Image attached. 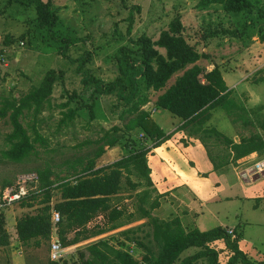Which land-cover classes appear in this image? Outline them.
Returning <instances> with one entry per match:
<instances>
[{"label":"trees","instance_id":"16d2710c","mask_svg":"<svg viewBox=\"0 0 264 264\" xmlns=\"http://www.w3.org/2000/svg\"><path fill=\"white\" fill-rule=\"evenodd\" d=\"M28 1L36 8L38 26L54 32L61 18L52 0ZM216 3L223 5L229 13L243 14L250 19L245 22L244 28L256 26L257 21L251 17L257 15L261 19L258 39L264 44L263 9L257 10L251 0H201L199 6L204 9ZM132 25L131 18L129 35ZM184 31L185 27L178 17L160 33L158 40L142 35L121 45L112 56L116 68L114 81L106 83L88 71L82 72L81 66L78 68L79 74L84 73L82 86L93 87V91L88 101L81 100L75 109L70 105L77 94L75 91L70 94L69 100L61 105L67 111L63 112L59 126H68L80 111L88 113L89 123L93 122L96 120L97 100L104 96L115 97L110 112L124 124L115 125L102 137L81 144L96 145L98 148L86 163L82 159L76 161L81 169L71 165L75 170L71 179L63 178L55 186L51 168L38 170L40 191L23 199L20 207H41L36 214L17 220L16 233L21 243L28 244L36 239L35 245L39 246L42 241H51L53 231H56L62 247L67 248L144 221L121 230L115 236L84 246L77 251L78 259L72 264H264L253 261L240 248V235L235 234V230L230 233V229L218 226L208 231L198 228L187 231L179 218L162 220L153 215V211L160 206L161 196L154 195L148 156L153 149L170 140L174 133L167 134L152 119V114L144 109L151 101L152 92L162 91L155 103L156 109L168 111L181 119V125L175 132L183 131L188 137L199 140L214 171L230 165L237 167L242 164L239 161L253 153L264 156V134L240 135V142L237 143L208 125L213 112L219 108L232 124L253 125L255 110L247 108L235 90L228 87L219 66L215 65L208 71L198 64L209 56L190 44ZM244 33L240 32V36ZM53 40L63 43L57 34H53ZM64 43L63 55L66 56L70 41L64 39ZM57 75L64 78L63 72L50 70L39 86L19 100L5 102L0 108V124L9 118L13 127L12 133L7 136L10 148L4 154L12 162L23 163L28 159L36 151L34 143L46 144L37 129L33 130L35 139L31 140L22 118L31 112L38 117L45 105L50 103ZM175 75L178 76L174 83L168 86ZM257 81H264V78ZM259 128L264 131L263 120ZM183 142L186 143V139ZM117 146L127 150L126 154L107 166L97 168L96 161L105 154L106 148ZM12 184L13 181L7 180L2 185ZM56 190L60 192V201L52 205ZM131 192L135 193L134 197ZM134 198V208L130 210L125 203ZM53 212H58L61 217L56 226L52 223ZM100 217L102 222L91 227L90 224ZM6 227V218L1 213L0 246L10 244ZM72 233L74 236L70 238ZM117 236L122 239L121 242L116 239ZM114 240L118 241L117 245ZM131 244L146 251L140 260L125 248ZM190 248H194L195 252L184 256L183 253ZM224 254H227L226 258L222 257Z\"/></svg>","mask_w":264,"mask_h":264},{"label":"rangeland","instance_id":"374dc122","mask_svg":"<svg viewBox=\"0 0 264 264\" xmlns=\"http://www.w3.org/2000/svg\"><path fill=\"white\" fill-rule=\"evenodd\" d=\"M200 1L52 0L61 22L54 32H49L48 29L38 26L36 8L28 0H0V108L4 106L5 102L19 100L34 87L39 86L50 70L64 73L63 79L59 78V74L57 75L54 94L50 103L45 105L39 116L34 117L31 112L26 113L22 118L23 126L31 140L35 139L33 130L37 129L46 141V144L34 143L36 151L23 163H14L5 157V152L10 148L7 136L12 133L13 127L9 118L1 122L0 185L7 180L14 183L20 175L37 174L38 170L48 167L54 172L52 179L55 180V186L59 185L63 178L71 179L75 172L71 165H75L78 170L81 169L82 166L78 165L76 161L82 159L83 163H86L89 158L94 156L98 148L96 145L81 144L102 137L115 125L124 124L110 112L115 97L104 96L97 100L96 120L89 123V114L80 111L68 126H59L63 112L67 111V108H62L61 105L69 100L70 94L73 95V91L77 94L74 102L70 105V108L75 109L81 100L88 101V97L93 91V87L82 86L81 80L84 73L79 74L78 68L81 66L82 72L88 71L106 83L114 81L116 68L112 56L118 48L142 35L158 40L160 33L167 30L171 21L178 17L185 27L184 36L187 41L194 45L200 53H206L209 56L207 59H201L198 64L208 71L212 70L215 65L219 66L224 70L226 82L235 91L241 89L245 81L252 83L258 74L256 72L264 67L261 65L262 62L258 61L260 58L264 60L262 51L254 45L259 41L258 31L261 27V19L257 15H253L251 18L257 21V25L251 26L252 28H244L245 22H249L250 19L243 17V14L229 13L219 3L202 9L199 6ZM251 1L257 10H264V0ZM257 10L255 13L258 14ZM131 18L133 25L129 35ZM240 32L245 33L240 36ZM53 34H57L63 43L55 42ZM64 39L70 41L66 56L63 55ZM160 51L164 53L163 50ZM262 73L264 74V70ZM244 75L245 78H243ZM177 76L172 77L168 86L174 83ZM234 85L235 87H233ZM161 94L162 91L152 92L151 101L144 109L151 114L156 111L155 103ZM263 102L264 95L261 103ZM244 103L247 105L246 101ZM259 111L256 110L255 114H252L253 125L243 126L242 123L232 124L231 119L219 108L214 112L218 114L214 122L219 126L216 128L227 136H231V134L232 136L251 135L254 132L264 134V131L259 128L260 121H264V114L258 113ZM219 114L223 115V120ZM152 119L165 131L172 129L180 120L170 112L162 110L155 112ZM233 128L236 129V132L230 134L229 131H232ZM108 149L113 151L112 159L103 155L96 161L97 168L118 160L127 152L119 146ZM115 151H118L117 155ZM263 157H259L258 160ZM255 162V160L250 163L245 162L242 164L244 167L233 172L232 189L220 195L223 198L226 196H238V198L224 199L221 203L208 206L200 220L197 221V225L202 231H208L218 226L236 228L240 235V248L253 261L263 263L264 175L251 179L254 181L251 184L239 179V173L242 174L244 168L253 166ZM133 179L136 181V178L133 177ZM53 194L51 204L55 205L60 201V192L56 190ZM130 194L135 196L133 192ZM134 202L135 198L127 200L125 204L129 206L130 210H133ZM40 207L41 205H35L31 208H21L19 204H14L12 207L0 211V214L3 213L6 218V228L10 236V244L0 246V264H72L78 259L77 251L84 246L102 238L115 236L123 229L144 222L140 221L67 247L63 258L59 262H54L51 259V244L53 238H59L57 233L53 231L51 241H42L39 246L35 245L36 239L28 244H23L17 237V220L28 214H36ZM100 222H102L101 217L92 222L90 226ZM191 227L195 228L193 225ZM73 236V233L69 235L70 238ZM116 239L120 242L122 240L118 236ZM113 243L117 245L118 241L114 240ZM125 248L138 260L146 253L145 250L133 244ZM193 252L195 249L190 248L183 255L187 256ZM226 255L224 254L222 257L226 258Z\"/></svg>","mask_w":264,"mask_h":264},{"label":"crops","instance_id":"0c3cea01","mask_svg":"<svg viewBox=\"0 0 264 264\" xmlns=\"http://www.w3.org/2000/svg\"><path fill=\"white\" fill-rule=\"evenodd\" d=\"M254 45L257 49L262 51L264 56V44L258 41ZM258 61H261V65H264L263 58H260ZM262 70H264V67L260 68L259 71L256 72L258 74L253 80L251 79L252 83L245 81L243 87L241 89H237L235 93L243 103L244 101L247 102V105L245 103L247 108L255 111L260 110L258 113L264 114V102L261 103L262 96L264 95V85H262L264 84V81L256 82V80L264 78ZM221 71L225 79L224 70L221 69ZM245 77L246 76L244 75L243 78ZM226 83L230 89H234L229 86L228 82ZM233 87H235V85ZM158 111L159 110L156 109V111L152 112V115ZM214 112L208 125L216 128L219 126L216 125L214 121L216 119V115L218 114H215ZM219 115L223 120V115ZM180 125L181 119L169 131H165L163 129L167 134H174L172 135V138L166 141L162 146L153 149L148 156V163L152 170L151 177L154 184L153 188L155 189L154 195L161 196L159 199L160 206L153 211V215L162 220L179 218L183 227L187 231H190L195 228L199 229L197 221L200 220L201 215L205 213V209L208 208V206H212L215 203H221L224 199L233 200L234 198H238V196H226L223 198L220 195L221 193L232 189V181L234 177L232 174L233 172L239 170L240 167H244V165H242L243 163H250L253 160L258 161L261 156L257 153H253L252 155L239 161L242 164L237 167L230 165L218 171H214L206 149L201 142L195 138L188 137L183 131L175 132ZM223 125L225 126L224 123ZM234 131L236 132L235 128L229 132L231 134ZM228 137L232 138L237 143L240 142V134L236 136H232L231 134V136ZM183 139H186V143L183 142ZM112 152L113 151H109V149L106 148L104 155L109 157V159H112ZM115 153L117 155L118 151H115ZM121 158L122 157L119 159ZM115 161L117 160L109 163L111 164ZM239 179L240 181H245L248 184L254 182L252 180L245 179L241 173H239ZM191 225L195 226V228L191 227ZM228 229H230V231L235 230L236 234H238L236 228Z\"/></svg>","mask_w":264,"mask_h":264},{"label":"built area","instance_id":"2783aa9c","mask_svg":"<svg viewBox=\"0 0 264 264\" xmlns=\"http://www.w3.org/2000/svg\"><path fill=\"white\" fill-rule=\"evenodd\" d=\"M242 175L245 179H254L264 175V157L255 162L253 166L247 167L242 170ZM39 176L36 173L23 174L17 177L12 185H0V211H4L14 204H19L23 199H27L34 193L39 192ZM61 220L58 212H53L52 223L56 226ZM56 233V231H54ZM230 233H232L230 231ZM51 259L54 262H59L63 258V253L66 249L62 247L59 238L52 241Z\"/></svg>","mask_w":264,"mask_h":264}]
</instances>
